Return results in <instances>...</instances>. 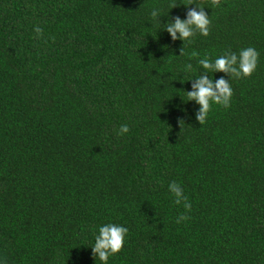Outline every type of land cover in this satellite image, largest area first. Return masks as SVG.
<instances>
[{
  "label": "trees",
  "instance_id": "trees-1",
  "mask_svg": "<svg viewBox=\"0 0 264 264\" xmlns=\"http://www.w3.org/2000/svg\"><path fill=\"white\" fill-rule=\"evenodd\" d=\"M192 2L0 0V264H102L108 223L129 229L108 264H264V0ZM196 4L210 34L173 41ZM249 46L251 76L209 73L233 95L200 125L198 60Z\"/></svg>",
  "mask_w": 264,
  "mask_h": 264
},
{
  "label": "clouds",
  "instance_id": "clouds-1",
  "mask_svg": "<svg viewBox=\"0 0 264 264\" xmlns=\"http://www.w3.org/2000/svg\"><path fill=\"white\" fill-rule=\"evenodd\" d=\"M213 6H219L220 0H211ZM193 4L189 0L185 6ZM177 4L170 5V8L176 7ZM199 9V10H197ZM151 18L159 20V9H152ZM164 27L170 34L173 41L180 39L183 41H191V38L198 32L203 36L210 34L211 20L209 15L205 12L204 7L196 4V7L188 8L186 19H181L176 16L173 20H169ZM34 32L37 37L43 36V29L39 26L34 27ZM180 55H183V47L180 50ZM193 55H196L195 53ZM259 52L254 47L243 48L237 54L231 50H227L224 54L215 58L214 62L210 58H202L198 63L205 69L198 77H196L191 84V91L187 92V100H194L199 109L196 112V120L200 125L206 122L209 112L211 111L212 103L222 105L225 108L230 107L233 89L229 79L223 76L219 79L213 80L210 78L209 73L223 72L231 78L249 77L256 70L259 61ZM186 71L192 70V65L186 64L184 66ZM180 127L184 124V120H179ZM130 131L127 124L121 125L118 135L126 134ZM169 191L175 197L174 203L183 207L186 212L191 211V203L188 197L184 194L182 186L176 181H172L168 185ZM189 216L181 213L176 218V223L188 220ZM129 229L122 225L108 223L99 227L98 234L95 236V243L92 247V255L95 259H99L102 264H108L110 256L119 253L125 243V238Z\"/></svg>",
  "mask_w": 264,
  "mask_h": 264
}]
</instances>
